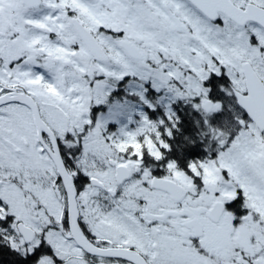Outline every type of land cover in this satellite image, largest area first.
<instances>
[{
    "label": "snow or ice",
    "instance_id": "1",
    "mask_svg": "<svg viewBox=\"0 0 264 264\" xmlns=\"http://www.w3.org/2000/svg\"><path fill=\"white\" fill-rule=\"evenodd\" d=\"M0 264H264V0H0Z\"/></svg>",
    "mask_w": 264,
    "mask_h": 264
}]
</instances>
